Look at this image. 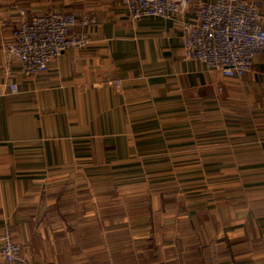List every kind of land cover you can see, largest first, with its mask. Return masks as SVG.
<instances>
[{
    "label": "crops",
    "instance_id": "obj_1",
    "mask_svg": "<svg viewBox=\"0 0 264 264\" xmlns=\"http://www.w3.org/2000/svg\"><path fill=\"white\" fill-rule=\"evenodd\" d=\"M20 10L96 19L44 72L0 71V229L22 264H264V51L228 79L181 59L190 12L129 28L120 0H0V21Z\"/></svg>",
    "mask_w": 264,
    "mask_h": 264
},
{
    "label": "built area",
    "instance_id": "obj_2",
    "mask_svg": "<svg viewBox=\"0 0 264 264\" xmlns=\"http://www.w3.org/2000/svg\"><path fill=\"white\" fill-rule=\"evenodd\" d=\"M127 27L143 17L170 20L190 12V20L180 23L181 59L202 64L206 70L228 79H239L248 72L253 58L264 51V27L259 20L260 3L251 0H204L192 8V0H120ZM14 24L0 21L8 29L0 41V71L8 78L14 70L20 78L46 70L49 61L64 50L81 51L89 43L82 28L96 23L95 16L78 11H45L24 17ZM120 96V81L106 84ZM6 95L18 93L11 80L4 86ZM2 264H22L20 245L12 239L11 228L0 229Z\"/></svg>",
    "mask_w": 264,
    "mask_h": 264
},
{
    "label": "rangeland",
    "instance_id": "obj_3",
    "mask_svg": "<svg viewBox=\"0 0 264 264\" xmlns=\"http://www.w3.org/2000/svg\"><path fill=\"white\" fill-rule=\"evenodd\" d=\"M111 225H112V224H111ZM90 247H92V246H90ZM109 257H110V256L105 252V258H106V259H109Z\"/></svg>",
    "mask_w": 264,
    "mask_h": 264
}]
</instances>
